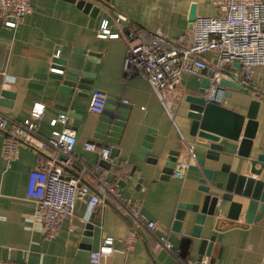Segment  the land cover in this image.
<instances>
[{
  "label": "crops",
  "instance_id": "0c3cea01",
  "mask_svg": "<svg viewBox=\"0 0 264 264\" xmlns=\"http://www.w3.org/2000/svg\"><path fill=\"white\" fill-rule=\"evenodd\" d=\"M30 3L31 12L16 28L5 26L0 18V111L20 121L29 117L34 102L44 104L38 120L37 140L50 136L54 129L50 125L52 118L67 114L66 126L74 131L77 155L89 166L96 163L97 155L86 150L84 143L116 146L117 155L103 167L107 179L118 184L123 196L138 200L144 218L154 220L161 232L175 246H180L187 257L199 256V239L190 235L194 214L186 212L181 226L176 229L174 225L178 203L195 202L203 195L197 190L199 174L185 168L181 176L171 175L166 181L160 176L171 152L178 151V159L188 164L195 163L189 156L190 147L195 157L205 154L202 148L205 141L189 134L190 119L184 98L188 93H196L202 78L207 75L202 70L199 74H181L168 93L170 115L140 73L125 77L124 40L99 37L98 32L102 22L108 20L112 31L160 30L173 39L191 26L193 16L215 15L212 0H113L112 9H103L94 17L67 0H30ZM119 15L123 17L114 21ZM90 51L97 56H89ZM72 54L83 59L73 58ZM90 57L93 59H88ZM204 57L212 63L214 53L207 52ZM63 59H67L66 67L76 66L88 72L86 80L96 83L97 90L118 96L119 102L127 100L125 103L131 105L118 143L93 136L98 115L88 110L90 97L78 95V89L68 94L46 75L55 72L53 66L59 69ZM226 70L238 73L235 67ZM262 80V68L258 67L250 88L228 87L224 90L229 95L224 94L220 102H215L244 114L249 102L258 99L252 156L264 154V92H259ZM5 91L13 96H3ZM148 128L154 130L149 156L156 157L155 163L137 158ZM3 140L4 133L0 130V259L26 260V264H96L89 260L87 249L81 246L88 223L92 228L88 244L91 251L98 248L103 238H112L114 250L99 264H177L171 253L155 248L153 234L144 225L135 224L109 196L92 211L88 194L78 198L72 217L63 220L55 237L46 238L34 216L35 204L26 197V187L29 172L40 164L55 159L62 167L59 153L53 149L37 150L21 142L15 158L8 161L2 156ZM219 143L228 153H233L238 145L224 138H220ZM236 159L221 153L218 161L205 159V166L219 168L223 162ZM76 172L71 166L68 170L63 169L64 176L79 177L81 185L95 190L89 174L78 171L75 176ZM263 177L264 171L260 177L256 176ZM228 207L229 202H224L221 212H226ZM244 210L245 207L239 220L223 219L219 230H214L208 222L204 225L201 237L211 233L216 235L211 253L207 255L212 264H264V214L256 221L245 223L242 219ZM71 225L74 231L70 230ZM130 231L134 236L129 243Z\"/></svg>",
  "mask_w": 264,
  "mask_h": 264
},
{
  "label": "built area",
  "instance_id": "2783aa9c",
  "mask_svg": "<svg viewBox=\"0 0 264 264\" xmlns=\"http://www.w3.org/2000/svg\"><path fill=\"white\" fill-rule=\"evenodd\" d=\"M212 4L216 9L215 15L196 16L191 26L173 39H169L160 30L149 32L138 28L112 31L108 20H104L100 26L99 37L121 38L126 44L123 58L125 77L134 72L140 73L170 115L172 112L168 93L183 72L199 74L201 70L208 69L212 75L205 99L218 103L225 92L218 82L222 76H226L222 69L233 68V63L238 62L240 66L237 75L244 84L249 85L255 69L259 67L263 73L259 92H264V0H212ZM31 10L30 0H0V18L9 28H16ZM120 17L123 16L119 15L114 21ZM207 52L214 53L212 63L204 57ZM52 70L61 72L54 66ZM107 97L102 91H92L88 110L100 114ZM43 109L44 104L34 102L29 117L20 121L0 111V130L4 133L3 158L8 161L15 158L21 142L30 144L37 150L53 149L66 156L65 163L78 164L79 172L89 174L95 183V190L91 191L87 185L80 184L79 177H64L63 168L55 159L42 163L29 172L26 197L35 204L34 216L46 238L55 237L63 220L72 217L78 198L88 194V204L92 211L109 196L119 209L131 216L135 224L144 225L155 238V248L171 253L177 264H212L207 255L187 257L180 246H175L161 232L154 220L144 218L138 200L123 196L118 184L107 179L99 162L110 160L109 144L84 143L86 150L94 151L97 155V161L92 166L77 155L74 131L66 126L67 114L61 113L52 118L50 125L54 129L50 136L45 140H37L38 120ZM189 156L195 159L191 147ZM187 165L188 162L178 159L174 166L177 172L173 171L172 175L181 176ZM70 230L74 231L73 225ZM133 236L134 232L130 231L127 242L130 243ZM113 250L112 238L105 237L97 249L90 251L89 260L99 264ZM0 264H26V260L0 259Z\"/></svg>",
  "mask_w": 264,
  "mask_h": 264
},
{
  "label": "water",
  "instance_id": "95a60500",
  "mask_svg": "<svg viewBox=\"0 0 264 264\" xmlns=\"http://www.w3.org/2000/svg\"><path fill=\"white\" fill-rule=\"evenodd\" d=\"M74 2L78 8L88 12L94 17L103 9H112L113 0H67ZM194 16L192 20H194ZM82 54L85 51H80ZM89 56H97L95 52H88ZM73 58L83 59L82 56L71 55ZM93 59V58H88ZM61 72H49L46 74L52 78L54 83L59 85V89L68 94H72L78 89V95L90 97L88 91L97 90L96 83H90L86 80L88 72L81 71L76 66H67V59L60 62ZM233 66L239 68L240 64L234 62ZM204 76L200 82V86L196 93H188L184 100L187 102V117L190 119L189 134L205 141L202 146L205 150L204 156H196L194 164H188L187 169L198 172L197 178L199 184L197 190L203 195L195 202L182 203L177 205L174 225L178 229L185 219L186 212L194 214L191 237L199 239L198 253L199 255H210L213 242L216 235L209 234L207 237H201L204 225L208 222L214 230H219L220 222L224 220H239L243 207L245 210L242 219L245 223H251L258 220L264 214V177L256 178L262 175L264 171V154L258 153L255 156L251 154V142L256 131V113L259 105L258 99L249 102L246 113L241 114L232 109L226 108L220 104L207 101L205 94L210 85V76L212 73L208 69H203ZM226 76L219 79V84L224 87L238 88L244 90L250 88L244 84L239 76L226 69H222ZM255 91V88H252ZM225 95L229 92L225 90ZM256 96L258 95L255 92ZM3 96L12 97L13 94L3 92ZM104 109L97 114V121L94 126L95 138L106 140L109 143H118L119 137L123 131L127 120V114L131 109V105L125 102H119L118 96L107 95ZM154 130L148 128L139 148L138 159L150 163L156 162V157L149 156L150 148L153 143ZM220 138L238 143L233 153L223 150L224 145L219 143ZM118 148L111 147L110 158L117 155ZM237 158L235 161L223 162L219 168H209L205 166V159L218 161L220 154ZM161 172V180L166 181L170 178L175 169V163L178 160L179 152L170 153ZM58 160L64 170L73 167L78 175L80 167L76 163H65L66 156L59 154ZM108 161L101 160L99 164L102 167L107 166ZM64 176V175H63ZM66 177V176H64ZM68 178V177H66ZM240 199L238 202L234 199ZM229 202L226 212L222 213V204ZM245 203V204H244ZM91 225L86 224L81 241L82 248H86L88 253L91 251L89 246L91 236ZM89 255V254H88Z\"/></svg>",
  "mask_w": 264,
  "mask_h": 264
}]
</instances>
